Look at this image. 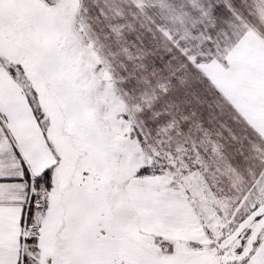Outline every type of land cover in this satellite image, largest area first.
Here are the masks:
<instances>
[{"label":"snow or ice","instance_id":"snow-or-ice-1","mask_svg":"<svg viewBox=\"0 0 264 264\" xmlns=\"http://www.w3.org/2000/svg\"><path fill=\"white\" fill-rule=\"evenodd\" d=\"M161 5L0 0V264H264V0Z\"/></svg>","mask_w":264,"mask_h":264},{"label":"rangeland","instance_id":"rangeland-1","mask_svg":"<svg viewBox=\"0 0 264 264\" xmlns=\"http://www.w3.org/2000/svg\"><path fill=\"white\" fill-rule=\"evenodd\" d=\"M156 6H157V13L156 18L159 19L160 18V12L161 11H166L162 5H161V0H154ZM133 3V0H116V3L113 4L112 0H109V7L111 8V12L110 15L114 16L117 12L119 13V15L126 20H131L132 19V13L135 11V9H130L129 5ZM254 3H259V0H254ZM259 11V8H258ZM139 20L143 21L144 23H148L147 20L144 19L143 14H138ZM76 22H77V26L79 23V15H77L75 17ZM261 21L264 22V16H261ZM138 22L134 23V26H138ZM69 29H71L72 27V23H71V17L69 19ZM69 35L72 39V42L79 47L80 46V40L77 38V36L75 34H73L71 31H69ZM92 43L95 46V55L98 56L99 58L103 59L105 56V48L103 46V41L102 40H98L95 33H92L91 31H89V34L87 36H85L83 38V43L84 44H88V43ZM123 98L119 96V92H117L115 94V99L110 100V103H112L113 106V110H117L119 107V103L121 102ZM221 120H223V117H220ZM217 161V163L221 164V167H223V162L220 161L218 158L215 160ZM215 161H213L212 163L215 164ZM211 163V162H210ZM211 181L208 183V185L213 183L212 178L210 177ZM201 184H204V181H200ZM193 186L195 188L196 183H193ZM197 194H203L202 197H197L198 199V207L207 211L210 210L211 206L213 204L216 203V200L214 198V196L212 195V192H210L209 190H204L202 185L200 186L199 190L196 191ZM205 192V193H204ZM201 201H203V203H201Z\"/></svg>","mask_w":264,"mask_h":264},{"label":"crops","instance_id":"crops-1","mask_svg":"<svg viewBox=\"0 0 264 264\" xmlns=\"http://www.w3.org/2000/svg\"><path fill=\"white\" fill-rule=\"evenodd\" d=\"M223 118L225 119V117H223ZM253 121H254V123L257 126V130L264 129V119H260V118H257V117H253ZM210 162L212 163L213 161H210ZM215 163H217V161H215ZM210 177L211 176L209 175L208 176L207 183H205V180H204V177L203 176L194 178L193 181H192V183H196L195 190L196 191L199 190L200 186L202 185V187H203L204 190H209L210 191V189L208 187V183L211 181ZM200 181H204V184H201ZM197 197H202V195L201 194H197Z\"/></svg>","mask_w":264,"mask_h":264}]
</instances>
